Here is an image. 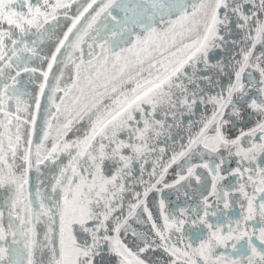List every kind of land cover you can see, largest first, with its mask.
Segmentation results:
<instances>
[{
    "label": "snow or ice",
    "instance_id": "6c2138e0",
    "mask_svg": "<svg viewBox=\"0 0 264 264\" xmlns=\"http://www.w3.org/2000/svg\"><path fill=\"white\" fill-rule=\"evenodd\" d=\"M0 264H264V0H0Z\"/></svg>",
    "mask_w": 264,
    "mask_h": 264
},
{
    "label": "flooded vegetation",
    "instance_id": "af4514ba",
    "mask_svg": "<svg viewBox=\"0 0 264 264\" xmlns=\"http://www.w3.org/2000/svg\"><path fill=\"white\" fill-rule=\"evenodd\" d=\"M149 200H150V207H151V197L149 198ZM221 209H223V206L222 205H221ZM225 211H227V210H225ZM227 215L231 216L233 219L238 218V215H239L238 206H235L231 212H227Z\"/></svg>",
    "mask_w": 264,
    "mask_h": 264
}]
</instances>
